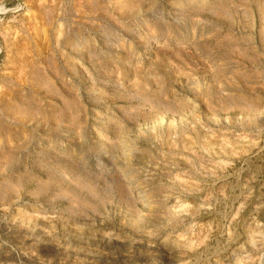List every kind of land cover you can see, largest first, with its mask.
Masks as SVG:
<instances>
[{"label": "rangeland", "instance_id": "1", "mask_svg": "<svg viewBox=\"0 0 264 264\" xmlns=\"http://www.w3.org/2000/svg\"><path fill=\"white\" fill-rule=\"evenodd\" d=\"M0 264H264V0H0Z\"/></svg>", "mask_w": 264, "mask_h": 264}]
</instances>
